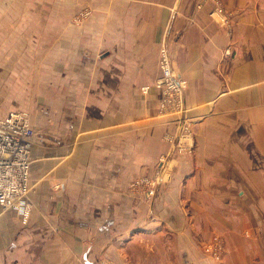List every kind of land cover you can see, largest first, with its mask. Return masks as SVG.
<instances>
[{
    "label": "crops",
    "instance_id": "1",
    "mask_svg": "<svg viewBox=\"0 0 264 264\" xmlns=\"http://www.w3.org/2000/svg\"><path fill=\"white\" fill-rule=\"evenodd\" d=\"M79 1V27L48 24L65 37L58 60L73 61L79 40L80 82L68 95L80 106L49 114L45 129L36 116L29 218L0 208V264H264V0H221L229 30L209 0ZM163 41L188 82L196 145L170 163L149 205L128 184L153 173L175 133L155 118ZM212 231L224 239L221 263L202 250Z\"/></svg>",
    "mask_w": 264,
    "mask_h": 264
},
{
    "label": "rangeland",
    "instance_id": "2",
    "mask_svg": "<svg viewBox=\"0 0 264 264\" xmlns=\"http://www.w3.org/2000/svg\"><path fill=\"white\" fill-rule=\"evenodd\" d=\"M67 1L0 0V11L7 15L3 17L1 24L2 29L7 31V38L0 37V58L4 59L5 62L3 63L5 69L0 73V111L2 108H26L27 110H23V112L28 115L30 126L34 131L33 142H35L34 140H36L37 131L39 130L37 115L44 116L43 125L40 126L41 129H45L49 127L50 121L52 120L49 114L58 116L68 115V111L65 113L66 108L70 110V108H79L80 106L79 95L76 99L77 101L72 100L76 93L68 95L71 87L74 89L76 83L79 86L80 82L81 54L77 48L80 44L79 40L75 35L71 36L73 40L71 55L74 59L73 61H68L67 58L66 61L62 59L58 60L59 55L65 52L63 43L65 37H63L64 34L62 31H58L56 36L50 34L48 24L49 22H60V20H63L64 23H68L70 26H80L82 15V12L79 13L81 9L80 1L73 0V7L71 8H68ZM209 1L213 2L216 9L221 10L222 13L218 16L216 15V19L219 23L228 25L227 28L229 30L228 15L223 13L224 3L221 0ZM54 9L57 12V20L53 19V15L50 14ZM65 12L66 16H64ZM213 13L211 12L210 14L214 17L215 14ZM54 40L56 41L55 48L52 46ZM59 40L62 43H59ZM21 48H23L22 52ZM162 49L165 51L172 78L176 81L183 82L184 87L179 97L182 111L176 114H163L159 111L162 89L158 88L160 97L155 111V118L164 123L169 122L170 125H174L175 133L164 137L171 144V149L156 158L151 175L138 176L128 184L129 192L141 196V199L149 205L152 204L157 195L158 186L166 174L167 168L168 170L174 169L175 165L173 166L170 163L183 157L192 156L196 145L193 132L195 120L190 116L189 108L185 104L184 93L187 90L188 82L177 72L174 66V59L169 52L166 41H163L159 47V76L156 82L162 77L160 61V51ZM223 53L227 57L231 55L228 49H225ZM18 55L22 57L19 58L21 61L15 62ZM63 59H65L64 55ZM1 65L0 60V67ZM19 69H21L20 72ZM72 71H74L75 76L70 77L68 74ZM163 86L166 85L164 84ZM176 101L178 100L175 98ZM55 108H59L60 111L53 112ZM68 116L70 117V115ZM178 144L184 147L183 151H177ZM256 155V151L251 148L250 164L254 165L255 168L262 164V160L259 157L257 158ZM170 177L171 174H169L168 178ZM147 182H153L151 186L153 191L152 195L147 194L149 189ZM214 237L220 240L222 246L219 251V258H215L212 255L215 251L214 246L208 249V245L213 241ZM202 250L213 262L221 263L225 255V243L221 234L212 231L204 241Z\"/></svg>",
    "mask_w": 264,
    "mask_h": 264
},
{
    "label": "built area",
    "instance_id": "3",
    "mask_svg": "<svg viewBox=\"0 0 264 264\" xmlns=\"http://www.w3.org/2000/svg\"><path fill=\"white\" fill-rule=\"evenodd\" d=\"M217 10L222 13L220 9ZM160 56L162 77L156 82L157 88L162 89L159 111L163 114H176L182 111L179 97L184 84L172 78L163 49ZM147 89V86L142 87L144 92ZM175 98L178 101L175 102ZM33 138L34 131L25 112H10L0 118V208L13 211L23 225L27 224L30 213L29 154ZM183 150L184 147L178 144L177 151ZM147 184V194L152 195L153 182ZM211 246L215 248L212 255L219 258L222 248L220 240L214 237L208 249Z\"/></svg>",
    "mask_w": 264,
    "mask_h": 264
}]
</instances>
